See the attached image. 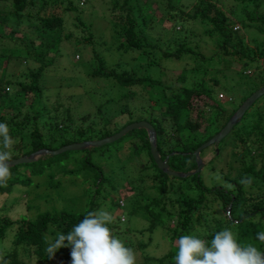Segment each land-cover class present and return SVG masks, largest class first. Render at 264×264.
<instances>
[{
	"label": "trees",
	"instance_id": "1",
	"mask_svg": "<svg viewBox=\"0 0 264 264\" xmlns=\"http://www.w3.org/2000/svg\"><path fill=\"white\" fill-rule=\"evenodd\" d=\"M81 1L0 0V122L9 127L12 160L41 150L54 152L75 143L99 141L128 125L147 121L156 130L162 160L170 157V170H196L195 151L264 87V0H107L101 3V13L93 11V0H83L88 9L81 10ZM85 13L91 15L85 17ZM92 14H97L94 19ZM101 22L111 31L110 43L105 41ZM187 25L194 30L186 29ZM64 42L72 46L66 47L65 53ZM88 46L93 48L90 60ZM117 51L138 52L148 70L183 59L192 67L183 69L175 83L164 82L163 71L159 78H152L135 70H119L120 66L108 67L102 55ZM62 57L84 68L88 77L104 79L112 91L124 93L115 97L99 91L71 94L68 100L73 106L66 104L62 109L60 103L52 110L46 105L44 80L50 78V68L59 65ZM14 65L19 67L18 73L10 71ZM249 69L255 73L253 79L248 78ZM55 81L61 87L59 79ZM56 94L61 102L65 95L61 89ZM262 101L264 97L228 137L212 146L208 174L217 184L210 186L204 183L207 174L185 179L159 170L145 130L130 132L109 144L110 148L104 145L71 154L43 155L33 163L10 168V178L0 186V204L17 186L30 187L40 176L44 182L38 188L50 185L58 176L78 172L90 178L93 189L81 214L55 211L34 220L1 218L0 242L7 241L10 229L14 236L0 264H25L20 258L23 253L33 264H52L62 252L71 251L62 248L54 258H48L45 249L57 233H67L89 211L100 208L98 202L107 198L105 187L116 182L111 162L123 164L124 155L127 160L139 161L135 163L137 177L119 189V206L121 199L129 198L134 208L130 214L146 220L150 233L162 228L172 247L164 257L147 258L144 264H175L180 236L196 235L210 241L225 228L233 231L239 243L253 244L264 252V241L257 239V234L264 232V106L258 110ZM245 122L250 128H245ZM233 162L238 163L235 172ZM26 166L29 170L22 174ZM147 193L153 197L144 200ZM117 226V222L109 224L111 230Z\"/></svg>",
	"mask_w": 264,
	"mask_h": 264
},
{
	"label": "rangeland",
	"instance_id": "2",
	"mask_svg": "<svg viewBox=\"0 0 264 264\" xmlns=\"http://www.w3.org/2000/svg\"><path fill=\"white\" fill-rule=\"evenodd\" d=\"M93 1V11H95V13H101V3L104 2L106 4L107 0ZM86 6L87 4L82 0L80 9L87 10L88 6ZM85 14L87 15H84L85 17H89L88 15H91L90 13ZM96 15H93V19L96 17ZM73 18L74 17L71 15V19L74 23L75 18ZM100 26L105 29L103 30L104 35L106 34L105 41L110 43L111 31L106 29L108 26L105 24V22H101ZM178 29H180V27H178ZM186 29L194 30V28H189V25H187ZM72 30L74 29H71V31ZM66 47L72 49V46L70 47V44H68V42H64V53L66 52ZM210 47L211 46H209L208 48ZM202 48L206 53L208 52L206 46L202 45ZM92 49V46L87 47V60H90L91 58ZM102 56L105 58L108 67L118 68L120 66L119 70H135L140 75H150L152 78H159L160 73L163 71L164 74L163 76H161V78L164 82L170 83L176 82L175 77H177L181 73V71H183V69H190L192 67L191 65H189L188 60L183 59L178 62L174 60H171L169 62H162V68H150L148 70L146 62L140 60L141 56L138 52L123 54L117 51L104 53ZM75 60H78V57H76ZM69 62L70 61L68 59H64L63 57L60 58L59 65L50 68V73L52 74L50 78L44 80L46 87H48L47 91H45V95L48 98L46 105L52 110H56L57 108H59L60 103L63 104L62 109H65L66 104H70L73 106V103L68 100V97H70L71 94H85L89 91L90 95H92L96 91H99L101 93L105 92V95L107 97H109L110 95L115 97L117 94L121 95L124 93L112 91V89H110V85L104 79L93 77L90 78L88 77V75H86V71L84 68L77 67L75 66V64H72V62ZM10 71L13 73H18L20 69L17 65H14L11 67ZM252 71L253 70L246 72L247 74L251 72V74H249L250 76H248L249 79H253V77H255V73H253ZM245 76L246 75H244V79L246 78ZM58 79L59 83H61V87L57 86L56 84L57 82L55 80ZM222 81L220 79V82ZM60 89L61 93L65 95L61 97V102L56 98V92L60 93ZM217 95L218 94L215 93V96ZM222 95H225L227 98H229L228 95L224 93H222ZM226 102L228 101L226 100ZM89 104H92L91 101L88 102V105ZM263 106L264 101H262V105L258 107V110ZM59 115L60 117H62V113H60ZM244 125L246 129L250 128L247 122H245ZM112 145H109V148L112 147ZM128 150L131 152L130 149ZM213 151L214 147H212L210 151L204 152L203 155H200L201 160L205 163V165H207V167L205 166L201 173L207 174L204 177V183L208 186H210V184H217L215 182V179L212 178V175L208 174L210 173L208 160L213 157H211L210 155H213ZM215 151L218 152V149H216ZM71 153L72 152H68V154ZM107 153L108 150L105 149V156L108 155ZM75 155L78 154H74V156ZM123 157L125 158V162L123 164H121L118 160H114L111 162V167L114 169L112 171H114V178H116V182H112V184H108V186L105 187L106 189H104V191L107 198L106 200H100L98 202L100 206L98 210H106L110 212L113 217L111 223L117 222L118 224L117 227L112 228V232L117 233V237L121 239L127 247L133 249L136 254V264H144L147 258L154 259L164 257L170 252L172 247L170 243L167 242L168 240L165 239L162 228H157L152 233H150L147 230L149 223L146 220L130 214L133 212L134 208L132 207V203L129 198H125L124 200L121 199V207L119 206L117 201L118 199H120L121 191L119 189H122L123 186H127L129 184L128 179H133L135 178L134 176L137 177V168L135 163L139 161L134 160L132 162L129 159L127 160L125 155ZM222 159L223 158L221 156L220 160L222 161ZM237 165L238 163L236 162L232 163L233 172H235ZM27 170H29V166L22 168V174H24ZM42 171L44 172V170ZM69 175L67 177L65 175V177L62 178L61 176H58V178L62 179L61 183L59 181L60 179L57 178L56 180H54V182H51L50 185H45V187L38 188V185L44 182L42 176H40L39 178H35V180L33 179V184L30 187L17 186L14 193L8 196L6 195V197L3 199L4 204H0V219L4 217H9L11 219H21L25 217L27 219L34 220L41 214L54 213L55 211H66L75 215L81 214L87 208L90 202V199L92 197L93 185L92 182L88 181L90 180V178H85L84 175L80 176V173L78 172ZM68 179L69 181H67ZM152 183V181L149 182L148 186H152ZM129 188L130 187H128L127 189ZM147 192L150 193L151 190H148ZM148 193L144 195V200L153 197V195H150ZM118 221H120L121 226L119 225ZM129 230L130 232H128ZM140 232H143V234H141ZM9 234L10 235L6 239L7 241L0 242V259L5 258L7 248H10L11 246L14 231L10 229ZM141 244H144L146 247H143V249H141ZM70 253L71 251L69 250L62 252L52 264H72ZM22 257L23 259H25V264L34 263L30 261L28 257H25L24 253L20 255V258Z\"/></svg>",
	"mask_w": 264,
	"mask_h": 264
},
{
	"label": "clouds",
	"instance_id": "3",
	"mask_svg": "<svg viewBox=\"0 0 264 264\" xmlns=\"http://www.w3.org/2000/svg\"><path fill=\"white\" fill-rule=\"evenodd\" d=\"M11 143L8 125L0 122V186L11 176ZM112 219L106 210L89 211L67 233L59 232L47 242L48 258H54L62 248H70L72 264H136L133 249L110 229ZM257 239L264 241V232L258 233ZM177 244L175 264H264V252L253 244L239 243L228 228L216 232L210 241L182 235Z\"/></svg>",
	"mask_w": 264,
	"mask_h": 264
},
{
	"label": "water",
	"instance_id": "4",
	"mask_svg": "<svg viewBox=\"0 0 264 264\" xmlns=\"http://www.w3.org/2000/svg\"><path fill=\"white\" fill-rule=\"evenodd\" d=\"M264 96V87L254 92L243 104L242 106L237 110V112L233 115V117L229 120L227 125L217 134L215 135L211 140L203 144L201 147H199L194 155L197 160L198 167L195 171L189 172V173H180V172H174L170 170V167L168 165V161L170 157H167L165 160H162L161 155L158 150V144H157V133L155 128L147 121H141L137 123H133L131 125H128L126 128H124L121 132L117 133L116 135H113L111 137H107L105 139L99 140V141H93V142H85V143H75L72 145H68L65 147H62L58 151L49 152L47 150H41L38 151L29 157H22L16 160H13V163L11 165L12 167L21 165V164H30L43 155H59L65 152H71V151H83L90 148H100L104 145L113 144L117 141H119L122 137L128 135L130 132L134 130H145L148 134V138L150 141V150L151 155L155 161V164L157 165L158 169L164 172L166 175L175 177V178H189L191 176H194L195 174L201 173V171L205 168V163L201 160L200 155L201 153L206 150L207 148H210L214 145L220 144L226 137H228L229 134L233 131V129L242 121L245 114L254 106V104L260 100ZM173 155V154H172Z\"/></svg>",
	"mask_w": 264,
	"mask_h": 264
}]
</instances>
